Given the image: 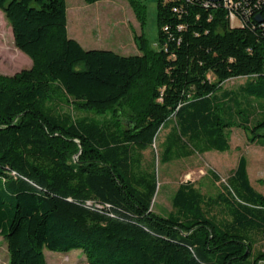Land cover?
<instances>
[{"label": "trees", "instance_id": "trees-1", "mask_svg": "<svg viewBox=\"0 0 264 264\" xmlns=\"http://www.w3.org/2000/svg\"><path fill=\"white\" fill-rule=\"evenodd\" d=\"M239 9L242 24L233 26L224 1L157 0L159 50L142 35L140 54L121 56L69 37L66 0H0L16 48L32 61L0 75V237L9 264H47L45 250H81L89 264H264L255 250L264 196L245 157L216 197L180 184L167 216L152 209L158 177L144 167L163 130L162 164L228 152L233 128L264 146V6L245 17ZM238 78L254 81L223 89ZM70 102L110 118L81 117Z\"/></svg>", "mask_w": 264, "mask_h": 264}, {"label": "rangeland", "instance_id": "rangeland-1", "mask_svg": "<svg viewBox=\"0 0 264 264\" xmlns=\"http://www.w3.org/2000/svg\"><path fill=\"white\" fill-rule=\"evenodd\" d=\"M136 3L139 13L128 0H104L92 5L84 0H66L68 35L82 43L86 50L113 51L121 56L139 55L135 38L143 35L150 49L158 51L157 0H136ZM140 15H144L145 21L141 22ZM31 68V59L16 48L12 27L0 11V75L10 77ZM253 79H232L223 89L236 92ZM252 103L256 107L260 105L253 100ZM70 109L81 117L89 116L98 121L110 118L111 114L77 110L73 102H70ZM167 134V130L161 131L154 146L144 152V167H154L158 177V193L152 208L155 213L167 216L172 211V197L182 183L190 182L206 197H216L242 156L247 160L252 187L264 196V146L251 142L241 129L233 128L227 132L228 152L212 151L162 164L158 155ZM212 172L219 176V181L214 179ZM255 250L264 251L261 237H258ZM45 257L47 264H89L81 250L68 253L45 250ZM0 264H9L7 244L1 237Z\"/></svg>", "mask_w": 264, "mask_h": 264}, {"label": "built area", "instance_id": "built-area-1", "mask_svg": "<svg viewBox=\"0 0 264 264\" xmlns=\"http://www.w3.org/2000/svg\"><path fill=\"white\" fill-rule=\"evenodd\" d=\"M181 0H163L164 3H175L177 4ZM186 2H192L193 0H182ZM206 5H208V1H206ZM225 7L229 10V19L233 26H241L242 20L237 12H239V8H242V16H248L251 14V8H262L264 6V0H237V2H230V0H224ZM174 12L177 13L179 10L174 9ZM237 23V24H236Z\"/></svg>", "mask_w": 264, "mask_h": 264}, {"label": "water", "instance_id": "water-1", "mask_svg": "<svg viewBox=\"0 0 264 264\" xmlns=\"http://www.w3.org/2000/svg\"><path fill=\"white\" fill-rule=\"evenodd\" d=\"M206 1H208V2H210V3H220V2H222L223 0H206ZM258 21L261 22L260 19H258Z\"/></svg>", "mask_w": 264, "mask_h": 264}, {"label": "crops", "instance_id": "crops-1", "mask_svg": "<svg viewBox=\"0 0 264 264\" xmlns=\"http://www.w3.org/2000/svg\"><path fill=\"white\" fill-rule=\"evenodd\" d=\"M80 44H82V43H80ZM82 46V45H81ZM83 47V46H82ZM84 48V47H83Z\"/></svg>", "mask_w": 264, "mask_h": 264}, {"label": "bare ground", "instance_id": "bare-ground-1", "mask_svg": "<svg viewBox=\"0 0 264 264\" xmlns=\"http://www.w3.org/2000/svg\"><path fill=\"white\" fill-rule=\"evenodd\" d=\"M224 1V0H223Z\"/></svg>", "mask_w": 264, "mask_h": 264}]
</instances>
